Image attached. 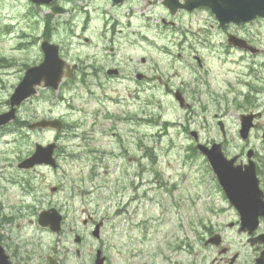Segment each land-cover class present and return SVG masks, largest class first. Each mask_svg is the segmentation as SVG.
I'll list each match as a JSON object with an SVG mask.
<instances>
[{
  "label": "rangeland",
  "instance_id": "obj_1",
  "mask_svg": "<svg viewBox=\"0 0 264 264\" xmlns=\"http://www.w3.org/2000/svg\"><path fill=\"white\" fill-rule=\"evenodd\" d=\"M151 1L150 6L148 0H135L115 11L121 23L107 38L96 21L89 28L77 26L85 20L73 9L56 14L29 0H0V114L10 110V97L26 70L42 62L47 33L62 57L79 67L58 90L38 88L18 108L17 119L0 127V227L5 243L42 251L44 258L57 249L66 262L79 261L74 249L99 244L108 252L155 249L161 243L165 249L166 242H175L187 228L183 211L195 205L199 213L206 203L220 206L225 198L208 160L193 150L197 141L192 130H198L203 143H225L229 157L247 160L250 150L264 151V114L248 139L240 135L242 114L264 112L263 21L253 27L263 49L259 56L232 49L210 25L209 44L192 40L181 45L179 39L172 40V31L161 29L160 4ZM80 4L73 1L67 7ZM193 54L203 57L202 68ZM114 68L120 74L108 76L107 69ZM137 71L155 79L138 84L133 78ZM177 89L190 108L180 107ZM249 92L252 97L245 94ZM44 118H60L64 128L29 127ZM52 141L59 144L58 168L18 167L36 143ZM117 191L123 206L128 204L129 216L116 215L121 207L112 201ZM52 206L66 216L58 234L37 223L39 213ZM88 214L107 218L100 239L92 235L93 222L84 223ZM76 233L85 237L83 244L75 243Z\"/></svg>",
  "mask_w": 264,
  "mask_h": 264
},
{
  "label": "flooded vegetation",
  "instance_id": "obj_2",
  "mask_svg": "<svg viewBox=\"0 0 264 264\" xmlns=\"http://www.w3.org/2000/svg\"><path fill=\"white\" fill-rule=\"evenodd\" d=\"M73 1H80L81 4L69 9L67 5L73 3ZM134 1L56 0L49 7L52 9L57 6L59 9L64 10L63 13H67L73 9L83 14L85 21L80 22L77 26L81 25L83 29L89 28V24L96 21L95 24L96 26H100L104 34L103 36L108 38L107 33L109 31H116L117 24L121 23L120 18L115 15V11L131 5ZM238 1L157 0L160 4V18L158 22L164 31H172V40L179 39L178 42L181 45L188 46L192 40H198L202 44H209L207 37L209 36L208 25H210L216 28L227 39V45L232 49L239 50L246 55L259 56L263 49L258 47L253 27L259 21H263L264 23V18H255L241 23L230 22L222 24L213 11L212 5H219L220 8L224 9H232L236 6L240 9L241 1ZM148 3L150 6L153 4L151 0H148ZM97 20L100 23H97ZM117 30L121 31L122 29ZM179 34L180 37H178ZM141 38L147 40V35L142 34ZM232 40L239 42V45H232ZM179 55L182 56L181 54ZM193 59L199 67L202 68L204 66L203 57L199 54H193ZM145 61L146 59L143 58V62ZM111 70L114 69H107L106 73L108 76H118L120 74V70H117V68L116 74L109 73ZM133 78L138 84L155 79L153 76L142 71H137ZM251 84L254 85V80L251 81ZM179 91L181 90L179 89ZM181 92L184 95V92ZM186 103L188 104V108H190L191 103L188 100ZM110 118L118 119L120 116ZM121 120H124V118ZM190 134L194 140L200 138L198 130H194ZM113 136L117 135L114 134ZM141 147L145 146L141 145ZM253 158L257 163L256 174L264 194V151L262 153L254 152ZM247 161L248 159H240L239 163L245 164ZM241 170H247V167L243 165ZM173 186L177 188L176 184H173ZM118 194L119 191L117 193L114 192L112 200L114 205H121L117 209L116 215L121 216L126 214L129 216L131 211L128 209V204L124 207V202L117 197ZM131 201L130 199L129 205ZM214 202L216 201H213L212 204L206 203L203 205L199 209V213H196L195 205L183 211L185 215H181V220L188 221L187 228L180 230L183 235L177 237V234L175 242H166L164 244L165 249H163L161 243L157 244L155 249H128L127 251L108 252L107 249H103L99 244L94 249H74L77 257H79V261L66 262L67 257L59 255L57 249H50L49 252H46V257L44 258L42 251L36 254L31 252L30 249H22L21 245L14 247L10 242L6 244L14 264H264V213L257 214V223H254L255 216L244 218L243 212L233 206L227 198L221 199L220 206ZM88 216L89 218L84 219V223L86 224L90 220L93 222V227L99 222H103V228L104 221L107 220L106 217L97 220L91 214H88ZM65 217L64 215V219ZM0 236L4 241L5 237L1 233V227ZM161 240L163 241V239ZM84 242L85 237L82 236L80 244Z\"/></svg>",
  "mask_w": 264,
  "mask_h": 264
},
{
  "label": "water",
  "instance_id": "obj_3",
  "mask_svg": "<svg viewBox=\"0 0 264 264\" xmlns=\"http://www.w3.org/2000/svg\"><path fill=\"white\" fill-rule=\"evenodd\" d=\"M36 4H51L54 0H30ZM120 1V0H116ZM241 7L238 9L234 6L232 9L220 8L219 5H212L213 11L217 14L221 23L234 21L242 22L250 20L257 15L264 17V0H239ZM249 6V7H248ZM231 9V10H230ZM55 13L64 12L59 7H54ZM237 44V43H235ZM42 50L44 52V60L39 65L31 67L25 73L22 81L15 88L14 93L10 98L11 110L0 114V126L8 124L16 119L17 107L20 106L25 100L37 93V87L44 83V87L57 89L64 75L65 66L69 69L67 76L72 77V69L66 64L65 60L60 57L59 46L45 40L42 43ZM116 70H111L109 73H116ZM177 98L183 102L180 93ZM255 114L242 115V128L240 134L243 139H247L251 128L254 126ZM222 131H224L223 123H220ZM31 128L36 127H52L61 129L62 122L58 119L55 120H42L40 122L30 125ZM264 138V134H263ZM56 143L48 145L37 144L35 152L20 164V168H33L36 165L46 164L57 166L54 151ZM202 152L205 153L210 164L217 175L220 185L222 186L226 196L230 202L239 208L244 218L255 216L253 222L257 223V214L264 212V194L259 186V180L256 175V163L250 160L246 164L247 170H241L242 164H236L238 156L229 159L222 148V144L216 143L211 148L205 145H199ZM249 157L252 156V151L249 152ZM55 190V188H54ZM62 215L57 208L53 207L43 210L38 218L40 225L50 227L54 232L61 230ZM99 225L94 231L98 235ZM80 241V237L76 238ZM0 264H13L10 255L7 253L6 248L0 242Z\"/></svg>",
  "mask_w": 264,
  "mask_h": 264
},
{
  "label": "trees",
  "instance_id": "obj_4",
  "mask_svg": "<svg viewBox=\"0 0 264 264\" xmlns=\"http://www.w3.org/2000/svg\"><path fill=\"white\" fill-rule=\"evenodd\" d=\"M49 35V33L46 34V36ZM48 37V36H47Z\"/></svg>",
  "mask_w": 264,
  "mask_h": 264
}]
</instances>
